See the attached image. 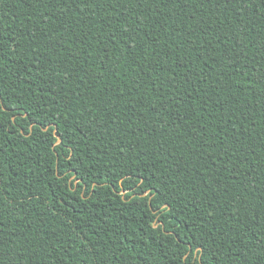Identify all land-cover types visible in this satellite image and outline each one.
Here are the masks:
<instances>
[{"label":"trees","instance_id":"16d2710c","mask_svg":"<svg viewBox=\"0 0 264 264\" xmlns=\"http://www.w3.org/2000/svg\"><path fill=\"white\" fill-rule=\"evenodd\" d=\"M0 264H264V0H0Z\"/></svg>","mask_w":264,"mask_h":264}]
</instances>
